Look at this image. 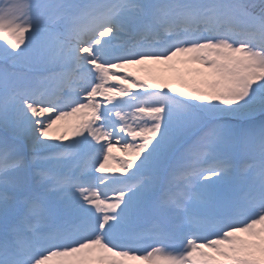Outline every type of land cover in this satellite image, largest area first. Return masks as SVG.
Segmentation results:
<instances>
[{"label": "snow or ice", "instance_id": "1", "mask_svg": "<svg viewBox=\"0 0 264 264\" xmlns=\"http://www.w3.org/2000/svg\"><path fill=\"white\" fill-rule=\"evenodd\" d=\"M0 129V264H264V0H0Z\"/></svg>", "mask_w": 264, "mask_h": 264}, {"label": "rangeland", "instance_id": "2", "mask_svg": "<svg viewBox=\"0 0 264 264\" xmlns=\"http://www.w3.org/2000/svg\"><path fill=\"white\" fill-rule=\"evenodd\" d=\"M176 67H177L178 69H181V70H182L184 66H183V65H177ZM0 131L3 132L2 129H0ZM62 131H63V129H62ZM69 142H70V141H69ZM117 152H118V154H117V155H118V156H117V159L114 160V161H111V162H112V164H113L114 172L120 174V172H119V167H120L119 162H120V160H122V159H128V158H130V157H129L126 153L120 151L119 148H118ZM137 163H139V161H138ZM129 174H130V173H129Z\"/></svg>", "mask_w": 264, "mask_h": 264}, {"label": "bare ground", "instance_id": "3", "mask_svg": "<svg viewBox=\"0 0 264 264\" xmlns=\"http://www.w3.org/2000/svg\"><path fill=\"white\" fill-rule=\"evenodd\" d=\"M118 147V146H117ZM116 154V151L114 150V152H113V155H115Z\"/></svg>", "mask_w": 264, "mask_h": 264}]
</instances>
